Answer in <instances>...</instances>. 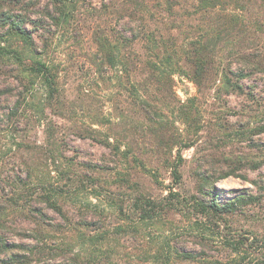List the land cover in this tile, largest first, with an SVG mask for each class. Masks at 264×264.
Wrapping results in <instances>:
<instances>
[{
  "label": "rangeland",
  "instance_id": "374dc122",
  "mask_svg": "<svg viewBox=\"0 0 264 264\" xmlns=\"http://www.w3.org/2000/svg\"><path fill=\"white\" fill-rule=\"evenodd\" d=\"M79 1L58 25L49 0H0V20L22 19L36 49L21 63L0 59V240L40 248L26 262L12 257L26 252L0 249V264L260 260L234 262L225 243L264 237V0H208L206 10L198 0ZM105 38L122 43L112 62ZM7 39L0 47L20 49ZM204 40L213 52L196 76L188 55ZM31 58L53 74L52 98L43 80L22 78ZM224 77L242 92H227ZM14 180L63 191L62 214L16 198ZM208 193L246 200L198 221L193 198L209 202ZM139 197L155 202L143 220ZM28 204L43 221L22 212Z\"/></svg>",
  "mask_w": 264,
  "mask_h": 264
},
{
  "label": "trees",
  "instance_id": "16d2710c",
  "mask_svg": "<svg viewBox=\"0 0 264 264\" xmlns=\"http://www.w3.org/2000/svg\"><path fill=\"white\" fill-rule=\"evenodd\" d=\"M50 4L53 7L52 12H50V15H52V20L56 22L58 25H61L62 23H67L68 18L70 15H73V11L77 9L78 5L77 3L80 2L79 0H49ZM168 1V0H167ZM200 4H203L205 7H203L205 10L207 8H210L206 6L208 4V0H198ZM213 4H211V8H213ZM172 7H168V12H171ZM24 21L22 19H17L16 17L10 15L7 13L6 15H3L2 20H0L1 23V29L4 30V32L0 35V43L1 42H6L8 41L7 38L10 39H15L16 41L20 42V49H17L15 47H12L9 50H6L4 47H0V59L3 58L5 55L8 54H13V57H15L16 61L21 63L22 62V57L21 54L23 55L24 52L29 53V54H35V46L33 39L29 32L24 27ZM148 42L151 41L152 39H147ZM104 43L101 45L102 46V54L106 56V59L109 62L114 61L112 60V55L110 53H114V51L119 50L120 46L122 43H120L119 40L116 41V43H111L108 38L104 39ZM154 41V40H153ZM192 53H190L191 56V63L193 66L196 68L195 74L196 76H201V72H203V66L205 63V60L208 58L209 55L213 52V43L211 40L207 41H198L197 43H192ZM152 56L158 57L155 55L158 49L155 48H146ZM169 56V54H168ZM32 59V58H31ZM158 59V58H157ZM111 60V61H110ZM22 78L31 84H34V81L37 79L43 80L45 82L46 87L48 89V96L52 98L53 93L56 90V83L53 74L51 73L50 69L47 67V65L40 60H34V58L30 61L29 65H27V68L25 71H22L21 74ZM222 86L227 92H232V93H239L242 92V86L236 82H232L229 78L224 77V80L222 82ZM17 109V107H16ZM262 132H264V129H262ZM107 145H110L108 142H106ZM119 150V149H118ZM143 167V166H142ZM144 168V167H143ZM172 175L174 177V180L177 183L180 182V174L178 172V167H175L173 169ZM28 176L30 174L28 173ZM16 180V179H15ZM13 181L11 188L14 190L12 191L15 195L16 198H25L27 195L29 197H35L36 200H40L46 204V206L52 210H54L56 213L59 215L61 213V207H59L58 202H57V196L58 194H63V191H56L54 187H51V189H45L41 188L40 191H30V186L31 184L28 182H24L21 180H18L17 182ZM30 180L32 181L31 177ZM213 188V187H212ZM210 191H213L211 189ZM209 191V192H210ZM210 196V201L209 202H204L200 201L197 198H193V208L197 212L198 217L196 220L198 221H205L209 222V218H214L215 216H221V215H228V214H233L237 210V204L238 202H243L246 200L244 197H239L237 201H227L225 203H218L217 198L214 197L212 193H208ZM170 196L173 197V199H176L177 195L176 193L170 192ZM251 200V198H249ZM138 204L136 205V209L139 213L140 218L143 220L146 218L145 215L149 216V212H153L155 209V202L149 199L145 198H138L135 200ZM178 203H181L177 199ZM29 202V201H26ZM28 207L25 208V206H22V212L27 211V212H34L35 214H38L40 216L39 220L43 221V219L46 217L44 213L37 209V208H32L31 204L27 205ZM203 224H206V223ZM43 223V222H42ZM49 224V223H47ZM49 226V225H48ZM37 229V228H36ZM42 231H36L37 233L41 234ZM225 245L227 248L230 250L232 253V261L234 262H245V258H239L241 254L244 256H256L257 258L260 257L259 259H255V261H251L249 264H264V237H253L252 239L250 237H247L245 239L240 238V240H235V239H226ZM39 246V245H37ZM0 249L3 252H13V250L17 249L19 251H23L26 253L23 254H15L12 255V257L16 258L18 262H26V259H30L32 255H34V251L40 249L39 247L32 249H26L24 246H18L14 244H9L8 242H5L3 239L0 240ZM26 249V250H25ZM7 254V253H5ZM182 258L184 259H191L193 258L192 256L188 254L181 255ZM236 257L240 259L239 261H236ZM158 264H168L167 261L168 259L166 258L165 260H156ZM247 262V261H246ZM245 262V263H246ZM156 263V264H157Z\"/></svg>",
  "mask_w": 264,
  "mask_h": 264
}]
</instances>
